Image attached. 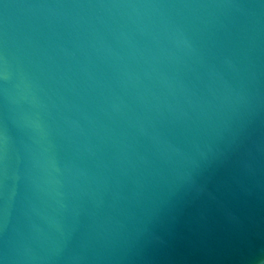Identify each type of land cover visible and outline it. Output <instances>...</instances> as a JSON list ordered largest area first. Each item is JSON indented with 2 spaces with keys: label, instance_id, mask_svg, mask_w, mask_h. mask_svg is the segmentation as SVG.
I'll use <instances>...</instances> for the list:
<instances>
[{
  "label": "water",
  "instance_id": "water-1",
  "mask_svg": "<svg viewBox=\"0 0 264 264\" xmlns=\"http://www.w3.org/2000/svg\"><path fill=\"white\" fill-rule=\"evenodd\" d=\"M0 264H264V0H0Z\"/></svg>",
  "mask_w": 264,
  "mask_h": 264
}]
</instances>
